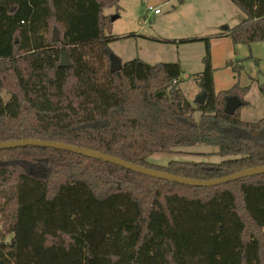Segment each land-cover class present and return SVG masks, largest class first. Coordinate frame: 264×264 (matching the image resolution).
Here are the masks:
<instances>
[{"label": "trees", "instance_id": "obj_1", "mask_svg": "<svg viewBox=\"0 0 264 264\" xmlns=\"http://www.w3.org/2000/svg\"><path fill=\"white\" fill-rule=\"evenodd\" d=\"M230 1L242 21L180 41L207 57L195 79L205 101L192 104L179 62L135 57L109 72V43L132 36L111 33L118 0H0V142L71 144L200 180L264 166V86L262 116L244 121L248 87L215 91L209 62L211 38L264 41V0ZM225 66L239 72L237 59ZM233 95L242 105L228 115ZM195 144L224 158L149 161ZM0 221V264H264V174L191 187L65 150L0 149Z\"/></svg>", "mask_w": 264, "mask_h": 264}, {"label": "rangeland", "instance_id": "obj_2", "mask_svg": "<svg viewBox=\"0 0 264 264\" xmlns=\"http://www.w3.org/2000/svg\"><path fill=\"white\" fill-rule=\"evenodd\" d=\"M175 5L177 0H118L117 6L105 9L106 14L116 16L111 32L132 36L113 41L110 49L122 63L135 57L149 64L179 62L182 71L179 88L193 104L200 94L195 81L199 71L195 72L205 66L207 57L203 42L180 41L214 35L237 25L245 15L230 0H186L176 9ZM150 7L159 8L160 13L153 14ZM213 39L210 40L209 62L212 67L219 66L215 70V91L229 89L235 83L248 87L244 96L248 105L241 107L240 113L248 121L258 120L263 113L259 78H264V41L234 45L229 39L215 42ZM226 58L238 60L239 72L225 66ZM194 118H199V112L194 113ZM178 150L181 152L152 154L149 161L165 165L173 160L219 162L224 158L216 153V147L204 144L179 147ZM9 205L13 207L12 203ZM1 225L0 221V228Z\"/></svg>", "mask_w": 264, "mask_h": 264}, {"label": "water", "instance_id": "obj_3", "mask_svg": "<svg viewBox=\"0 0 264 264\" xmlns=\"http://www.w3.org/2000/svg\"><path fill=\"white\" fill-rule=\"evenodd\" d=\"M13 10V9H12ZM116 18V16H110V20L113 21ZM59 38L57 29L53 30L52 40L55 42ZM108 61H109V72L114 73L122 68V62L121 60L112 52H109L108 54ZM59 66L62 67H69L71 66V62L67 55L65 53H62L60 56ZM1 70H4L3 67L0 68ZM259 86H264V78H259ZM205 93L199 94L196 99L195 103L197 104H203L205 101ZM242 105V101L237 96H228L225 99V104L223 111L224 113L228 115H232L237 108H239ZM252 135H257V133H252ZM20 146H38V147H45V148H53L58 150H65L72 153L81 154L86 157L96 158L100 159L105 162H109L118 166H121L127 170L133 171L135 173H139L142 175L154 177L157 179L165 180V181H171L179 184H184L191 187H211V186H217L220 184L228 183L231 181H235L240 178L244 177H250L255 175L264 174V166H256L251 168L242 169L240 171L224 175L217 178L212 179H206V180H200V179H192L188 177L173 175L165 171H160L152 168H147L135 163H131L128 161H125L119 157L112 156L100 151H95L91 149H86L83 147L71 145V144H65L55 141H46V140H40V139H20V140H14V141H5L0 142V149H9V148H16Z\"/></svg>", "mask_w": 264, "mask_h": 264}, {"label": "crops", "instance_id": "obj_4", "mask_svg": "<svg viewBox=\"0 0 264 264\" xmlns=\"http://www.w3.org/2000/svg\"><path fill=\"white\" fill-rule=\"evenodd\" d=\"M186 1V0H185ZM185 1H184V3H185ZM184 3L182 4V5H184ZM182 5H180V7L182 6ZM177 8H179V6L177 7ZM176 9V8H175ZM154 14V13H153ZM159 14V13H158ZM111 28H112V26H111ZM230 28V27H229ZM112 33V32H111ZM113 35H118V36H122V35H124V34H113ZM229 38L228 37H225V36H222V37H219V38H215V39H213V42H215V40H218V41H223V40H228ZM119 40V39H118ZM230 40V39H229ZM115 41V40H114ZM113 42V41H112ZM112 42H110V43H112ZM217 42V41H216ZM231 42V41H230ZM110 43H109V49H110ZM232 43V42H231ZM110 52H111V49H110ZM230 59V58H229ZM228 60V58H226L225 60H224V64H225V62ZM203 66L201 67V68H197V69H199V70H197V72H195V73H198V71L199 72H201L202 70H203ZM219 68V66H216V67H212V69H213V83H214V85H215V74H216V69H218ZM247 91H249V88H248V90ZM247 93V92H246ZM246 95V94H245ZM244 95V96H245ZM244 100H246L245 98H244ZM247 101V100H246ZM248 102V101H247ZM248 105V103L245 105V106H247ZM240 117H241V119L242 120H244V121H248L246 118H243L242 117V115H241V113H240Z\"/></svg>", "mask_w": 264, "mask_h": 264}, {"label": "built area", "instance_id": "obj_5", "mask_svg": "<svg viewBox=\"0 0 264 264\" xmlns=\"http://www.w3.org/2000/svg\"><path fill=\"white\" fill-rule=\"evenodd\" d=\"M150 9H152V12H153L154 14H158V13H160L159 8L150 7Z\"/></svg>", "mask_w": 264, "mask_h": 264}]
</instances>
